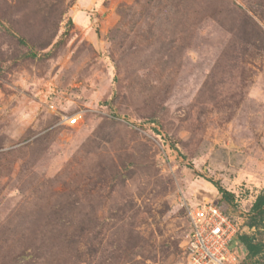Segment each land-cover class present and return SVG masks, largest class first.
Instances as JSON below:
<instances>
[{"label": "rangeland", "instance_id": "obj_1", "mask_svg": "<svg viewBox=\"0 0 264 264\" xmlns=\"http://www.w3.org/2000/svg\"><path fill=\"white\" fill-rule=\"evenodd\" d=\"M0 19L50 51L0 25V264H179L207 203L264 242V0H0ZM237 236L236 264H264Z\"/></svg>", "mask_w": 264, "mask_h": 264}, {"label": "built area", "instance_id": "obj_2", "mask_svg": "<svg viewBox=\"0 0 264 264\" xmlns=\"http://www.w3.org/2000/svg\"><path fill=\"white\" fill-rule=\"evenodd\" d=\"M67 125H76L78 115L65 116ZM183 261L179 264H236L237 249L231 241L242 233L235 222L217 205H195L188 211Z\"/></svg>", "mask_w": 264, "mask_h": 264}, {"label": "trees", "instance_id": "obj_3", "mask_svg": "<svg viewBox=\"0 0 264 264\" xmlns=\"http://www.w3.org/2000/svg\"><path fill=\"white\" fill-rule=\"evenodd\" d=\"M0 25L6 30V32H10L12 36H14L17 42L24 47L27 48L26 53L24 54L25 57L34 58V57H41V56H48L49 52H45L43 54H39L38 50L19 32L15 31L12 27L7 25L3 20L0 19ZM73 22L71 19L68 20L67 26L65 27L64 32H62L61 37L52 45V48L59 46L63 42V38L69 33V30ZM212 184L217 188L218 192L221 193L223 199L231 200L233 194L223 189L217 182L211 181ZM264 221V191L260 192L254 199L251 208H250V218L248 220V228L251 227H259L262 225ZM237 240L244 246L246 257L250 261L257 262L256 259H264V242L260 239L255 238L252 235H249L245 232L238 234Z\"/></svg>", "mask_w": 264, "mask_h": 264}]
</instances>
